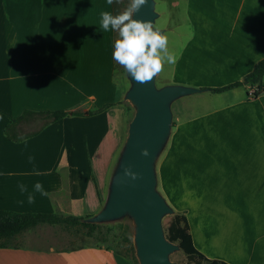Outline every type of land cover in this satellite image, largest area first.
Returning a JSON list of instances; mask_svg holds the SVG:
<instances>
[{"label":"crops","instance_id":"crops-1","mask_svg":"<svg viewBox=\"0 0 264 264\" xmlns=\"http://www.w3.org/2000/svg\"><path fill=\"white\" fill-rule=\"evenodd\" d=\"M186 1L192 27L188 43L194 40L197 58H218L219 67L212 72L221 79L207 87L240 79L264 56V0ZM104 11L113 14L106 0H0V208L75 215L76 210H88L96 199L92 160L110 136L112 104L96 113L85 112L119 97L113 77L114 31L100 27ZM246 89L239 85L213 92L228 99L204 115L202 134L210 141L203 147L199 141L186 145L190 153L202 157L210 153L217 164L193 170L176 145L163 173L188 207L198 201L208 205L185 215L197 250L230 264H264V244H258L260 233L255 231L257 218L264 215V92L251 96ZM24 108L78 109L83 114L50 121L19 141L6 138L2 128L7 118ZM218 110L221 113L216 115ZM38 123L22 122L19 128L30 131ZM37 182L47 196L35 191ZM20 185L27 190L21 192ZM29 194L35 197L34 203H28ZM227 200L238 202V242L234 244L228 242L231 230L226 219L217 221L209 206L213 202L216 209ZM252 200L258 202L254 219L249 213ZM39 225L44 224L23 229L12 236L22 239L0 247V264H130L111 248L57 247L31 240L48 230ZM249 235L251 245L245 246ZM222 246L238 251L234 257L223 255ZM245 251L249 257H242Z\"/></svg>","mask_w":264,"mask_h":264},{"label":"rangeland","instance_id":"rangeland-1","mask_svg":"<svg viewBox=\"0 0 264 264\" xmlns=\"http://www.w3.org/2000/svg\"><path fill=\"white\" fill-rule=\"evenodd\" d=\"M187 1L186 0H153V10L157 13L151 22L154 28H161L163 34L167 35L169 38V51L174 52L178 60L174 65H166L165 71L160 75L153 78V83L156 88L167 83H180L187 84L198 87H207L211 81H219L220 75L217 72H212L215 68L219 67L218 58H215L214 61L212 58L201 56L196 57L194 40H191L188 43L189 37L192 36V27L187 21ZM130 7L129 0H120V3L117 4L116 15L124 12ZM118 38V32L114 31V44L115 40ZM194 39V38H193ZM201 40V38H199ZM189 50L192 51V54H189ZM217 73V74H216ZM113 77L119 87V97L114 101L112 106H110V136L105 140V145L102 148V151H99L96 154L93 161L92 175L94 178V185L96 188V199L90 203V207L86 211L76 210L75 215L81 216V218H87L88 216L94 214L104 203L108 190L109 182L113 171L115 169L117 159L124 142L127 124L130 120L133 112L134 106L128 98L124 97V93L130 85V81L127 78L125 69L121 67L114 61V72ZM238 93V89L234 91ZM231 95V94H230ZM228 99V95H221L218 93H213L211 91H200L194 92L191 94H185L173 99L169 103L170 110V125L169 130L165 136V139L161 145V148L158 150L156 156L152 162V170L154 183L153 188L157 191L164 199V202L170 211H164L160 216V226L163 234L165 233L166 226L174 212H180L184 215H187L188 210L191 211V214H194L199 210H202L203 207H208L207 204H204L203 201L194 202L191 206H187V202L180 201L177 198V195L173 192L174 187L170 183L169 177L166 178L164 175V166L168 163V168L170 165V154L173 147L176 145L177 153L179 156L187 157V160L190 162L193 170L196 168L202 167L203 164H217V161L210 158L209 154H204L205 157L199 156L197 152H188L185 148L187 144L197 143L203 145L206 142L210 141L211 138L204 137L202 134L203 119L205 114H208L211 109H219L224 102ZM221 111H217L215 114L219 115ZM195 119L192 122V119ZM190 120V121H189ZM179 123V127L176 128V125ZM176 130L178 132L176 133ZM187 132H195L197 138H185L187 137ZM183 135L178 139L177 136ZM188 145V146H190ZM196 145V144H195ZM209 145V144H208ZM187 146V147H188ZM209 149V146H208ZM169 172V169H168ZM213 202H209L210 211L215 215L216 220L219 218L226 219L224 222L228 228L231 230V235L228 236V242L234 244L238 242V202L236 200H227L224 202H219L221 205H218L216 209L212 206ZM218 203V202H214ZM230 206H227V204ZM249 213L252 214L253 219L256 217L255 206H257V200L249 201ZM225 204V207L222 205ZM221 214V215H220ZM244 218H246L247 213L243 212ZM256 221V220H255ZM96 223L100 224L101 230L107 225H113L105 233L107 240L97 241L96 238L88 236L83 233L82 230L70 228L65 229L59 225H46V223H39L48 228V230H43V232L38 237L31 236V240L36 241H48L52 245L57 247H70L77 245H96L100 244L103 246L105 243H110L111 249H118L119 245L117 244L118 239L121 234H126L132 245V222L127 211L123 212L121 215L109 218L105 220L97 221ZM117 224H119L117 226ZM256 232L260 233L258 235V244H264V215L257 218L255 222ZM222 227H224L222 225ZM40 228V227H38ZM126 228V230L124 229ZM124 230V231H123ZM233 237H235L233 239ZM20 236L14 238H9L7 242H16L19 241ZM246 241L245 246L251 245V236L249 235ZM174 242V241H173ZM176 243V242H174ZM133 247V245H132ZM227 248L225 246L220 247L222 249L223 255H236L237 251H233L234 246ZM219 248V249H220ZM218 249V248H217ZM216 249V250H217ZM133 250V248H132ZM242 254V253H241ZM134 255V252H133ZM168 259L174 264H207L205 261L198 259L197 257H188L182 252L180 248H172L167 253ZM249 257V254L245 251L242 257ZM135 257V256H134ZM253 257L252 255L250 258ZM137 264V260L135 258Z\"/></svg>","mask_w":264,"mask_h":264},{"label":"water","instance_id":"water-1","mask_svg":"<svg viewBox=\"0 0 264 264\" xmlns=\"http://www.w3.org/2000/svg\"><path fill=\"white\" fill-rule=\"evenodd\" d=\"M129 1L131 6L132 0ZM156 15L153 0H146L133 18L151 23ZM153 29L162 32L161 28ZM125 73L130 85L124 97L133 104L134 112L127 124L107 197L94 214L81 219L97 222L127 211L132 222V245L137 264H174L167 253L179 246L168 240L161 230L160 216L164 211H170V207L153 188L152 162L169 130V103L179 96L206 88L180 83H167L156 88L153 79L138 83ZM145 149L147 156L142 154ZM125 170L136 174V178L126 175Z\"/></svg>","mask_w":264,"mask_h":264},{"label":"trees","instance_id":"trees-1","mask_svg":"<svg viewBox=\"0 0 264 264\" xmlns=\"http://www.w3.org/2000/svg\"><path fill=\"white\" fill-rule=\"evenodd\" d=\"M113 15H116L117 4L112 5ZM264 75V56L257 59L251 69L244 73L240 79L219 85L206 87L212 92H220L239 85L252 87V95L256 96L264 92V82L262 77ZM113 102H104L100 106L87 109L85 114H92L99 112ZM83 112L78 109H50V110H34L24 108L21 112L14 117H8L6 123L2 128L4 136L13 141H19L25 137L35 134L43 125L50 121H54L65 115H82ZM38 120V125L30 131H22L19 125L22 122ZM92 182L94 183L93 175L91 174ZM39 223L55 224L65 229L75 228L82 230L84 234L92 236L97 241H106L108 238L105 236L107 230L113 225H107L103 230L100 224L96 222H88L81 219V216L73 214H62L59 212H46V211H16L12 209L0 208V247L8 245V239L19 233L25 228L34 226ZM119 224H117L118 226ZM124 229V228H123ZM126 230V228L124 229ZM123 230V231H124ZM165 237L178 244L179 248L188 257H197L205 261L207 264H230L219 258H209L203 255L195 248L192 243L190 233L188 231V224L186 217L183 213L174 212L169 219L166 226ZM118 249H112L117 254L125 257L130 264H136L133 255L132 245L129 237L126 234H121L118 239ZM94 246L110 248V243H105L103 246L96 244Z\"/></svg>","mask_w":264,"mask_h":264},{"label":"clouds","instance_id":"clouds-1","mask_svg":"<svg viewBox=\"0 0 264 264\" xmlns=\"http://www.w3.org/2000/svg\"><path fill=\"white\" fill-rule=\"evenodd\" d=\"M108 5L120 3V0H106ZM146 0H132L131 6L124 12L113 15L109 11L101 13L100 27L103 31L113 30L118 32L115 40L112 59L125 69L138 83H146L165 71L166 65H174L178 57L169 51V38L158 30H154L150 22L134 19L133 15L140 9ZM147 156L145 149L142 153ZM39 174V173H37ZM126 175L133 179L136 174L125 170ZM21 192L26 191L24 185H20ZM35 191L42 196H47L43 185L35 184ZM35 197L28 196V203H34Z\"/></svg>","mask_w":264,"mask_h":264},{"label":"built area","instance_id":"built-area-1","mask_svg":"<svg viewBox=\"0 0 264 264\" xmlns=\"http://www.w3.org/2000/svg\"><path fill=\"white\" fill-rule=\"evenodd\" d=\"M246 93L247 95H252V87H247Z\"/></svg>","mask_w":264,"mask_h":264}]
</instances>
